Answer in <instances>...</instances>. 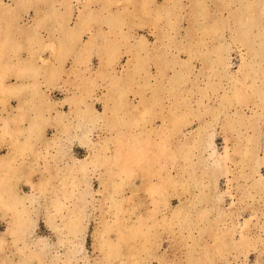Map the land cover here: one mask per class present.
I'll return each mask as SVG.
<instances>
[{"label": "rangeland", "instance_id": "1", "mask_svg": "<svg viewBox=\"0 0 264 264\" xmlns=\"http://www.w3.org/2000/svg\"><path fill=\"white\" fill-rule=\"evenodd\" d=\"M0 264H264V0H0Z\"/></svg>", "mask_w": 264, "mask_h": 264}]
</instances>
